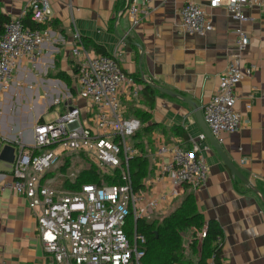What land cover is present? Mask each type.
<instances>
[{
  "label": "crops",
  "instance_id": "obj_1",
  "mask_svg": "<svg viewBox=\"0 0 264 264\" xmlns=\"http://www.w3.org/2000/svg\"><path fill=\"white\" fill-rule=\"evenodd\" d=\"M195 1L206 9L214 26L204 36L178 32L180 10L186 0H155L150 14L132 29L128 0H51L52 20L44 26L47 35L37 60H23L7 90L0 85V132L5 142L31 144L37 122H46L44 115L52 110L53 120L71 105L86 110L87 103L76 94V59L71 52L72 33L77 30L82 38L117 56L127 74L141 78L138 44L143 50L144 78L193 101L192 107L177 98L157 95L150 107L138 94L143 87L140 83L137 82L141 86L137 93L123 90L121 103L126 112L139 106L149 110L161 126L152 133V143L146 144L143 154L151 157L156 136L183 148L190 147L205 133L199 110L216 92L219 76L234 53L235 31L241 27L250 41L243 65L256 67L236 90L235 110L243 125L236 132L225 134L220 147L224 156L264 195V6L246 9L248 20L238 22L224 7L209 8V0ZM28 2L0 0V13L10 20L20 15ZM87 50L91 55L98 54L92 47ZM55 98L62 102L54 105ZM174 125L184 128L188 143L162 133V128ZM199 143L200 154L209 167L207 181L197 189L185 185L179 195L183 199L184 192H192L204 217L216 220L222 227L221 264H264V203L240 180L244 187L237 189L232 171L207 135ZM148 160L152 169V158ZM168 210L159 212L164 215ZM29 263L53 264L40 240L35 212L20 195L0 189V264Z\"/></svg>",
  "mask_w": 264,
  "mask_h": 264
},
{
  "label": "built area",
  "instance_id": "obj_2",
  "mask_svg": "<svg viewBox=\"0 0 264 264\" xmlns=\"http://www.w3.org/2000/svg\"><path fill=\"white\" fill-rule=\"evenodd\" d=\"M154 1L128 0L130 29L150 14ZM255 5L264 6V0L208 1L209 8L224 7L238 22H246V9ZM26 19L35 26L27 25ZM51 20V0H30L20 15L3 23L0 85L4 90L9 88L14 71L23 60H37L47 35L44 26ZM213 29L206 9L195 0H186L180 10L178 32L204 36ZM235 36L234 53L219 76L216 92L201 110L219 145L225 134L236 132L243 125L235 110L236 90L256 67L243 65L250 42L246 31L240 27ZM71 52L76 59V94L87 103L86 110L68 106L58 119L37 122L31 144H12L14 161L0 159V189L20 195L35 212L40 240L53 264H143L146 238L138 232L137 220H150L155 212L167 211L183 186L197 189L205 185L209 167L200 154L199 142L206 139V134H200L188 149L156 136L151 157L144 155L152 158L151 175L136 190L129 161L138 151L127 137H134L141 121L132 116L125 118L121 97L123 90L137 93L141 86L121 68L117 56L91 55L77 30L72 33ZM61 102L60 98L53 101L54 105ZM7 143L0 132V155ZM67 154H76L101 172L121 169L122 182L102 186L87 183L77 190L50 186V180L43 178ZM129 219H133L130 225ZM205 229L198 231L200 239ZM217 242L222 244L223 238L219 236ZM205 264H217V259L212 255Z\"/></svg>",
  "mask_w": 264,
  "mask_h": 264
},
{
  "label": "trees",
  "instance_id": "obj_3",
  "mask_svg": "<svg viewBox=\"0 0 264 264\" xmlns=\"http://www.w3.org/2000/svg\"><path fill=\"white\" fill-rule=\"evenodd\" d=\"M8 20L6 16L0 13V32L3 23ZM25 23L31 27L35 26L29 19H26ZM83 42L87 49L88 47H92L98 54L110 55L102 46L95 42L89 41L86 38H83ZM133 77L143 86L138 91V94L142 97L141 101L150 105V107L154 106L157 95L165 96L155 90L151 85L144 83L140 76L134 75ZM132 107L134 108L132 109L130 107L131 109L129 111L132 117H136L141 121V128L134 135V138L137 140L134 145L138 154L130 159L129 166L134 187L136 190H140L143 187V180L151 173L149 160L144 157L143 152L146 144L152 143V133L161 126L152 119V114L149 110L142 109L139 106ZM162 133L166 136L168 134L178 136L184 143H188L189 141L184 128L179 125H174L170 129L162 128ZM188 148L190 147H187V149ZM69 155L76 154L65 155L63 159L64 164L56 167V170L58 169L61 173L67 170L69 167V159L66 157ZM91 167V169L81 172L73 182L66 179L64 183L65 187L62 190H77L82 184L87 183H95L98 186H102L122 182L121 169H116L113 172H101L97 170L94 164H92ZM52 173L53 172L46 174L43 180H48L47 176ZM234 182L237 189H239V186L244 187L235 177ZM132 223L133 219H129V225ZM204 227H206V229L201 241L197 242L195 240L188 244L192 254L199 255L197 261L193 262L186 257V246L183 243L184 232L191 229L198 232ZM137 230L146 238V243L143 246L145 250V254L142 258L143 264H205L207 258L212 255L217 259V264H221L220 257L223 243H218L217 238L219 236L224 238L223 229L216 220H208L204 217L192 192H184L180 205L173 212L163 216L161 219L137 220ZM129 231L130 228L128 226L127 232L130 233Z\"/></svg>",
  "mask_w": 264,
  "mask_h": 264
},
{
  "label": "rangeland",
  "instance_id": "obj_4",
  "mask_svg": "<svg viewBox=\"0 0 264 264\" xmlns=\"http://www.w3.org/2000/svg\"><path fill=\"white\" fill-rule=\"evenodd\" d=\"M2 96V95H1ZM136 96V95H135ZM3 97V96H2ZM138 97V96H137ZM132 109L134 107H131ZM130 108V109H131ZM54 110H57V108L55 107ZM133 113V112H132ZM131 113H129L128 111L125 113V118H129L131 117ZM55 118V113L52 111L48 112L47 114L44 115V119L46 122H52V120ZM54 121V120H53ZM127 140L130 143H134L135 139L134 137H127ZM69 159V167L67 168V170L63 173L59 172L58 169L56 170V168L52 171L53 173L51 175H48L47 178L49 181L50 186L58 188V189H64V183L66 179H69L70 181H75L77 179V176H79V174L85 170H89L91 169V164L87 161L84 160L83 158L77 156V155H69L68 157H66ZM66 163V162H65ZM64 164V161L62 163H60V166ZM182 201V196L179 195V197L177 198V200L172 204V206L170 207V209L168 210L167 213H165L164 215L161 212H156L155 214H153V217L151 218L152 220L154 219H161L163 216L170 214L171 212H173L181 203ZM199 232H196L194 230H189L187 232H184V236H183V243L186 246V257L191 259L193 262H196L198 259V254H192V252L190 251L188 244L191 241H197L200 242L201 239L199 238Z\"/></svg>",
  "mask_w": 264,
  "mask_h": 264
},
{
  "label": "water",
  "instance_id": "obj_5",
  "mask_svg": "<svg viewBox=\"0 0 264 264\" xmlns=\"http://www.w3.org/2000/svg\"><path fill=\"white\" fill-rule=\"evenodd\" d=\"M137 46L141 49L140 57H139V60H138V68H139V71H140L141 78H142L143 82L151 85L155 90H157L158 92L164 94L165 96L177 98L179 100H182L184 103L188 104L189 106H192L193 107V101L190 98H188L187 96H184L183 94H180V93H178V92H176L174 90H170V89L161 87V86L155 84L154 82L147 81L144 78V74H143V71H142L143 50H142V48L138 44H137ZM199 113H200L201 118L203 120L202 113H201L200 110H199ZM203 123H204V126H205V134L207 135V137L211 141V143L214 146L215 150L218 152V154L223 159V161L226 164V166L232 171L234 177L237 178L238 180H240L245 186H247L252 192H254L260 198V200L264 203V195L262 194V192L248 178H246L224 156L220 145L216 142V140L214 139V137L211 135V132L208 129L207 125L205 124L204 120H203ZM14 152H15V149H14L13 145L11 143H7L4 146L3 150H2V153L0 155V159L2 161H4V162L12 163L14 161Z\"/></svg>",
  "mask_w": 264,
  "mask_h": 264
}]
</instances>
